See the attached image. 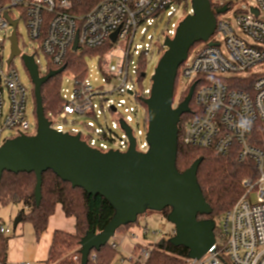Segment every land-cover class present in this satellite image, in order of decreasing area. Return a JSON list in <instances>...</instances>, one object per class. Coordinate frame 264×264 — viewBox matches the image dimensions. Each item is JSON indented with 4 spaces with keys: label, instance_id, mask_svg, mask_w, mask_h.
Segmentation results:
<instances>
[{
    "label": "built area",
    "instance_id": "built-area-1",
    "mask_svg": "<svg viewBox=\"0 0 264 264\" xmlns=\"http://www.w3.org/2000/svg\"><path fill=\"white\" fill-rule=\"evenodd\" d=\"M210 3L214 11L223 7L227 10L216 15L213 35L193 49L195 44L178 70V75L189 79L183 93L195 84L193 99L199 108L196 112L190 107L187 114L191 117L182 123L180 119L178 134H181L183 144L209 150L215 156H225L235 149L240 162L253 161L257 175L243 180L242 195L222 217L215 252H209L201 261L193 263L264 264V0H210ZM72 10L70 0H0V29L11 31L9 40L16 33L20 50L10 63L11 55L5 61L4 54H0V135L6 129L15 132L10 139L37 133V120L30 124L27 116L31 90L21 80L14 62L16 57L23 64L24 56L33 57L39 76L43 77L64 67L70 52L109 45L101 55L105 65L104 57L111 56L115 47L122 51L118 71L106 70L104 74L105 82L111 87L95 88L85 82V78L73 76V90L62 89L61 113L48 121L59 133L80 134L82 141L102 153L129 150L131 141L122 128L121 122H124L131 129L136 150L146 153L149 149V118L143 100L150 97L151 89L137 92L132 82L133 75L138 81L140 79V63L133 65V60L139 56V62L142 57L146 61L154 48L161 49L154 44L155 36L149 33L150 30L164 18L172 19L178 12L186 16L192 14L191 0H104L82 16L73 14ZM13 21L18 22L16 27ZM22 21L30 42L36 43L34 48L20 46L19 25ZM179 24L167 25L166 38H174ZM114 33H117L115 41L112 40ZM138 35L144 42L135 44ZM75 42L77 50L73 49ZM41 53L49 62L46 69L36 62ZM32 93L35 99L34 84ZM115 94L135 97L145 106L143 130L131 128L138 108L127 106L125 99L114 101L110 96ZM173 106L176 108L174 103ZM34 110L36 114V106ZM106 112L112 116V128L100 123L99 126L85 123L91 132L87 135L74 128L65 130L55 120L63 116L64 121L68 117L77 118L73 122L86 117L98 121ZM116 130L121 132L120 136L114 133ZM142 136L145 139L140 141ZM254 192L255 201L251 199ZM0 232L9 235L10 229L2 225ZM109 244L118 250L122 245L115 236ZM152 249H140L139 259H144L142 264H146ZM90 256L96 259L94 251ZM79 259V254L73 257L75 262Z\"/></svg>",
    "mask_w": 264,
    "mask_h": 264
},
{
    "label": "water",
    "instance_id": "water-1",
    "mask_svg": "<svg viewBox=\"0 0 264 264\" xmlns=\"http://www.w3.org/2000/svg\"><path fill=\"white\" fill-rule=\"evenodd\" d=\"M191 5L193 13L180 22L174 38L165 39L167 50L151 78V95L143 100L149 118V149L146 153L136 150L131 129L124 122H121L122 128L131 141L125 153L114 150L102 153L82 141L80 134L72 136L51 128L44 113L41 89L65 67L40 77L34 58L23 57L34 84L38 128L35 135L9 139L0 147V182L5 172L34 173L35 202L39 206L43 174L52 171L73 188L83 189L88 195H100L111 204L115 213L104 230L100 233L90 231L82 238L81 264H88L91 253L106 246L121 227L135 224L147 211L162 212L167 208L171 209L167 220L175 226L169 242L188 249L189 260L201 261L209 252L216 250V222L198 219L199 215L212 213L197 179L202 159L196 160L183 173L176 167L178 124L181 117L191 111L195 84L178 107L174 108L173 103L180 66L195 44L210 39L216 28V15L225 13L227 7L214 11L210 0H191ZM17 23L13 21L15 27ZM116 35H112L113 41ZM10 41L9 63L20 54L15 32ZM73 49L77 50V42ZM143 77H146L145 73ZM21 222L22 216L19 215L14 228Z\"/></svg>",
    "mask_w": 264,
    "mask_h": 264
},
{
    "label": "trees",
    "instance_id": "trees-1",
    "mask_svg": "<svg viewBox=\"0 0 264 264\" xmlns=\"http://www.w3.org/2000/svg\"><path fill=\"white\" fill-rule=\"evenodd\" d=\"M70 1L73 14L82 16L92 11L104 0ZM108 48L109 45H104L99 48H84L79 53L70 52L64 65L65 71H69L77 79H84L87 72L85 56L104 55ZM139 63V81H142L147 63L144 57ZM62 75L63 73L51 78L42 86L41 95L47 119L61 113L63 106ZM176 86L175 83V92ZM188 93L189 91L184 92L181 100L187 97ZM193 102L194 99L190 104L192 109L194 108ZM190 117L189 114L183 115L181 123ZM198 159H202L197 172L198 183L207 203L212 208L210 215H199L198 219H210L216 222L217 240L220 233V224L217 226V221H221L224 214L242 195L243 180L256 178L257 171L253 161L240 162L235 149L225 156H215L209 150L183 144L179 133L176 160L178 171L185 172ZM35 186L34 173L5 172L0 182V207L21 206L18 215L22 216V222H28L33 226L36 239L39 240L47 230L49 219L55 213L57 205H61L67 217L75 218V232L67 233L58 230L54 233L46 264H81L80 259L75 262L73 257L80 255L82 238L90 231L102 232L112 220L115 213L114 208L100 195H88L83 189L73 188L69 182L63 181L52 171L43 174L42 200L39 206L35 202ZM170 211L171 209L167 208L161 213L167 218ZM2 225L4 222L0 217V227ZM131 226L133 224L123 226L119 230L124 231ZM10 240V236L0 232V264H7ZM162 241L163 244L159 243L153 247L146 264H187L190 261L188 249L172 245L169 239ZM94 252L96 259L93 260L90 256L88 264H113L118 253H121L118 249L112 248L109 243ZM137 264H140V261Z\"/></svg>",
    "mask_w": 264,
    "mask_h": 264
},
{
    "label": "rangeland",
    "instance_id": "rangeland-1",
    "mask_svg": "<svg viewBox=\"0 0 264 264\" xmlns=\"http://www.w3.org/2000/svg\"><path fill=\"white\" fill-rule=\"evenodd\" d=\"M186 15L182 12H178L172 19L164 18L161 22H159L158 26L156 28H153L150 30V34H153L155 36V42L157 46L161 47L154 48V52L151 53L146 58V77L142 79V81H138L136 79V76L133 75V82L136 85V89L138 93H141L142 89H151L152 87V76L154 74V70L157 67L159 60L167 50L166 47H164V41L166 38L165 30L167 28V25L176 23L179 24L185 19ZM19 43L20 46L23 47L26 46V49L30 47H35L36 43H31L27 29L25 26V23L22 21L19 25ZM11 36L10 30H4L0 29V54H4L5 61L8 60V58L11 55V42L9 40V37ZM158 38H160V41H158ZM173 38V37H172ZM144 41L141 39V36L138 35L134 43L140 44ZM201 43H197L196 46L193 48H197L198 45ZM28 46V48H27ZM122 56V51L115 47L112 51L111 56H105L104 59L106 60L107 65L104 64V61L101 60V56L95 55V56H85L86 61V67L87 72L85 76V82L92 85L93 87H99L103 86L104 89H109L111 86H109L105 82V71L110 70L111 72H117L120 58ZM15 65L18 67V70L20 72L21 80L24 84H26L30 88V98L27 105V116L30 124H34L36 122V114H35V106L36 101L34 99V94L32 93L33 89V82L30 79V76L27 72V69L25 65L22 63L21 59L19 57L15 58ZM37 64L42 68L46 69L49 66V62L44 54H40L36 58ZM133 65H138L139 63V56H136L133 60ZM132 71V66H131ZM62 89L64 90H73L74 86V78L73 75L69 71H65L62 75ZM189 83V79L184 77L182 74L178 75L176 80V92H175V98H174V104L178 105L180 102L181 95L183 93V89L185 88V85ZM111 99L118 102L121 99H125L127 102V106H134L138 108V114L137 116H134V121L131 123V128L134 131H137L139 128L144 129L145 126V106L142 105L135 97H130L126 94H115L110 96ZM194 111H198L199 108L195 105V102H193ZM100 109V108H99ZM120 112L123 114V108L120 109ZM106 115V116H105ZM105 115L100 116L99 120H95L92 117H86V118H80L77 121L73 122L74 120H77V118L74 117H68L67 121L63 120V116H59L55 118V120L62 125L65 130H70L72 128L77 129L79 132H82L84 135L90 134V130L85 126V123H94L96 126H99L98 123H100L103 127L108 126L109 128H112V116L109 112H106ZM191 116V114H190ZM117 135H121V132L119 130L114 131ZM15 135V132L11 129H6L1 135H0V147L10 138H12ZM145 137L142 136L139 138V140H144ZM251 199L253 201L256 200V194L255 192L252 194ZM21 209V206H15V205H9V206H1L0 207V217L2 218L4 225L10 229V236L11 244L14 246L13 240L19 239L21 237L25 238L26 241V251H25V258L23 263H29L34 264L32 260L33 256V250L34 248L31 245V242H29L28 235L26 234L27 229L30 226V223L28 222H21L17 228H14L15 220L18 218L19 210ZM220 220L217 221V226H219ZM175 226L170 223L167 218L161 213L157 211H147L145 214L139 216L138 223L133 224L131 226V233L135 235V237L132 236V234H127L124 236L122 233L123 231L118 230L115 233V238L118 243L120 241L123 242V245L119 247V251L121 253H118L116 256L113 264H137L138 261H140V264L144 262V259H139L140 257V249L141 248H153L157 244L161 243L163 239L167 240L171 238L174 235ZM146 235V238H142V236ZM139 239V241H138ZM37 241V240H36ZM141 245H140V244ZM139 244V247L136 248V246ZM125 251H124V249ZM133 249V251H130V249ZM123 259V262L121 263ZM187 264H207L205 261L193 263V261H189Z\"/></svg>",
    "mask_w": 264,
    "mask_h": 264
},
{
    "label": "crops",
    "instance_id": "crops-1",
    "mask_svg": "<svg viewBox=\"0 0 264 264\" xmlns=\"http://www.w3.org/2000/svg\"><path fill=\"white\" fill-rule=\"evenodd\" d=\"M75 225H76L75 218L67 217L61 205H57L55 213L49 219L47 230L44 232V234L41 236L39 240L36 239L33 226L30 224L29 228H26L27 229L26 234L28 235L29 242H31L30 246L34 248L33 256H32V260L34 264H46V261L48 260V254L52 243V239L56 231L60 230L67 233H74ZM122 233L124 234V236L130 234L131 228L124 230ZM131 234L133 237H135L133 233ZM142 238H146V235L142 236ZM10 242L11 240L9 241V243ZM12 242H14V246L8 244L7 264H29V263H23L22 261L25 258V251L27 247L25 238L21 237L19 239L13 240ZM121 243L123 245L122 241ZM139 244L136 246V248L139 247ZM130 251H133V249L131 248Z\"/></svg>",
    "mask_w": 264,
    "mask_h": 264
},
{
    "label": "flooded vegetation",
    "instance_id": "flooded-vegetation-1",
    "mask_svg": "<svg viewBox=\"0 0 264 264\" xmlns=\"http://www.w3.org/2000/svg\"><path fill=\"white\" fill-rule=\"evenodd\" d=\"M183 94H184V93H182V95H181V98H180V102H179V104H180V103H182V102L184 101V99L186 98V97H185L183 100H181V99H182V97H183ZM193 97H194V94H193ZM193 97H192V100H193ZM174 98H175V91H174ZM191 102H192V101H191ZM179 104H178V105H176V107H178V106H179ZM190 104H191V103H190Z\"/></svg>",
    "mask_w": 264,
    "mask_h": 264
}]
</instances>
